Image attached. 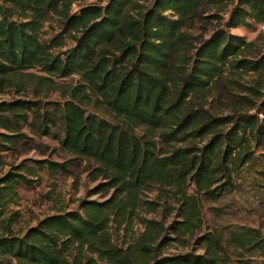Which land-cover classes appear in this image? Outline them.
I'll return each instance as SVG.
<instances>
[{
  "label": "trees",
  "instance_id": "16d2710c",
  "mask_svg": "<svg viewBox=\"0 0 264 264\" xmlns=\"http://www.w3.org/2000/svg\"><path fill=\"white\" fill-rule=\"evenodd\" d=\"M83 1L0 0V84L34 69L53 84L78 78L61 87L62 102H0V166L29 142L18 129L26 125L73 157L33 161L37 169L68 174L73 161H91V181H101L93 193L107 198L82 200L78 211L45 217L20 236V215L9 206L34 171L13 167L0 178V264H68L74 245L75 264H228L225 246L264 258V236L253 228L230 231L225 244L206 233L201 254L161 252L202 228L201 201L231 192L264 141V32L252 41L229 33L264 27V0H107L73 11ZM52 18L60 32L43 41ZM197 23L212 32L207 39L188 33ZM65 36L73 46L54 53ZM153 186L176 198L180 220L164 227L144 219L143 232L116 247L110 224L127 229L144 205L155 212L158 203L141 200Z\"/></svg>",
  "mask_w": 264,
  "mask_h": 264
},
{
  "label": "rangeland",
  "instance_id": "374dc122",
  "mask_svg": "<svg viewBox=\"0 0 264 264\" xmlns=\"http://www.w3.org/2000/svg\"><path fill=\"white\" fill-rule=\"evenodd\" d=\"M106 1L85 0L75 5L73 11H77L79 6L105 5ZM228 18V14L222 16V24H225ZM262 31L264 32L263 26H255L253 29L239 27L229 30V33L243 37L246 41H252ZM59 32V23L52 18L44 25L39 37L43 41H48L58 35ZM188 33L192 37L199 38L203 36L204 39H207L212 32L209 30L205 32L203 24L197 23L188 30ZM62 39L65 41V47L55 49L54 53L56 54L73 46L68 37L65 36ZM226 75L228 76V74ZM40 77L44 78L45 75L34 69L25 71L9 81H4L0 84V102L9 103L18 99H38L42 103L62 102L61 87L75 85L78 82L77 77L52 78L53 84L50 83V79L44 80ZM240 78L241 82L249 83L253 76L241 75ZM47 85L52 86L53 90L48 88ZM87 110L91 111L93 109L88 108ZM95 111L104 118H110L109 113L102 106ZM214 112L217 113L218 109L215 108ZM18 129L20 134L26 135L29 142H25L19 148L18 153L3 155L0 178L20 164L30 167L34 173L33 176H28L29 179L33 180L31 187H17L18 199L9 206V212H18L20 215L19 222L13 227L14 233L22 236L29 228L36 226L45 217L78 211L82 200L102 202L107 198V196L93 193V189L101 181H91L89 172L96 167L91 161L85 159L73 161L70 164L68 174L51 175L47 169H37L33 161L48 160L63 163L73 159V157L62 151L54 138L40 137L26 125L19 126ZM53 131L55 134H59V130L53 129ZM137 132L141 133L142 129ZM183 145L178 144L177 146L183 147ZM192 191L193 188H190L189 193ZM141 200L142 202L158 203L159 207L155 212H149L145 205L140 207L136 212V218L127 229H118L115 223H111L108 234L116 247L125 248L127 244L137 238L143 232L144 225L141 223L144 219L156 221L164 227L180 220L178 216L179 204L171 194L160 192L157 187L153 186L149 191H144L141 194ZM200 214L202 228L192 236H186L184 242H171L162 249L161 252L164 256L184 253L201 254L203 249L198 239L206 233L220 235L223 238V243L228 239L230 231L238 228L257 229L264 236V141L254 149L251 162L235 174L234 189L217 201L203 199ZM171 237H174V235ZM75 249L74 245L66 252L65 257L68 264H75L73 262L76 255ZM225 251L230 254L228 264L264 263V258L260 256L249 258L246 253L238 255V253H241L240 250L236 252L227 246H225ZM94 258L96 257L94 256ZM10 264L16 263L12 261Z\"/></svg>",
  "mask_w": 264,
  "mask_h": 264
}]
</instances>
